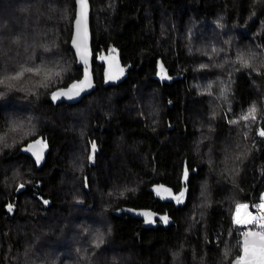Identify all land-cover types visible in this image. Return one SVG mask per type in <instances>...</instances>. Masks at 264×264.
Segmentation results:
<instances>
[{
    "label": "trees",
    "instance_id": "16d2710c",
    "mask_svg": "<svg viewBox=\"0 0 264 264\" xmlns=\"http://www.w3.org/2000/svg\"><path fill=\"white\" fill-rule=\"evenodd\" d=\"M90 1L98 88L68 105L76 0H0V264H231L237 206L264 195V0ZM98 53L121 57L120 83ZM40 138L42 167L20 152Z\"/></svg>",
    "mask_w": 264,
    "mask_h": 264
},
{
    "label": "water",
    "instance_id": "95a60500",
    "mask_svg": "<svg viewBox=\"0 0 264 264\" xmlns=\"http://www.w3.org/2000/svg\"><path fill=\"white\" fill-rule=\"evenodd\" d=\"M76 18L73 27V36L71 47L74 51L77 64L79 68H83V77L72 82L68 87L60 89L53 94V101L57 104L66 103L68 105H75L80 103L85 97L91 95L98 88L94 73V58L93 50V34L91 27L92 5L91 1L87 0L86 6L81 5L80 0H76ZM98 58L104 64V78L108 84L115 85L120 83L125 76V69L123 67L121 57L116 53H98ZM177 78L170 75L168 69L161 59L158 60V72L156 80L161 82L173 83ZM73 85H76L74 88ZM55 97V98H54ZM50 151L49 144L40 138L35 140L21 149V154L31 157L34 162L42 167L46 163L48 153ZM87 188H89V179L85 178ZM25 190L24 186H20L17 194ZM154 193L164 200H179L180 196L175 195L173 188L162 183H158L153 187ZM38 200L46 207L52 206L50 199H45L38 196ZM10 206V207H9ZM7 210L12 212V206L9 205ZM117 216L128 215L134 219L142 221V226L145 229H156L159 226L169 227L176 224V221L168 214H161L149 208H133L130 206H123L116 210ZM167 218L166 222L164 218ZM264 232L259 229H249L241 237V253L231 264H241L242 258H245L244 246L245 241L251 246L255 242L259 244V236H253L252 233Z\"/></svg>",
    "mask_w": 264,
    "mask_h": 264
},
{
    "label": "snow or ice",
    "instance_id": "6c2138e0",
    "mask_svg": "<svg viewBox=\"0 0 264 264\" xmlns=\"http://www.w3.org/2000/svg\"><path fill=\"white\" fill-rule=\"evenodd\" d=\"M80 3H81V5L86 6L87 0H80ZM26 71H32V69H26ZM18 75H22V72L19 73ZM73 87L75 88L76 85H73ZM254 110L255 109L253 107V109H251L250 111H254ZM243 119H247V116L243 117ZM260 135L264 136V131H261ZM181 195H183V193H181ZM244 207H247V206L246 205H238L237 209L239 210L240 208H244ZM257 207H264V205H258ZM258 219H264V217L250 218L247 222L248 223H255V222H257ZM164 220L166 222L167 218L165 217ZM236 222L241 223V220L239 218H237ZM261 227L264 228V225H261ZM251 235H253V236L258 235L259 236V244L256 245V243L254 242L253 245L251 246V250H250V246H249L248 242L245 241L244 252L246 255H245V258H242L241 264H264V232H261L259 234L252 233Z\"/></svg>",
    "mask_w": 264,
    "mask_h": 264
},
{
    "label": "rangeland",
    "instance_id": "374dc122",
    "mask_svg": "<svg viewBox=\"0 0 264 264\" xmlns=\"http://www.w3.org/2000/svg\"><path fill=\"white\" fill-rule=\"evenodd\" d=\"M96 151V148L93 149V153ZM242 205H246L247 207L244 208H240L239 210L237 209V213H236V220L237 218H239L241 220V226L243 224V222H247L250 218H260V217H264V207H259V211L254 213L250 210V207L248 204H242ZM260 205H264V195H263V200L261 202ZM257 221L261 222L259 223L261 225H264V219H258ZM241 230L242 227L239 228L238 234L241 238Z\"/></svg>",
    "mask_w": 264,
    "mask_h": 264
},
{
    "label": "built area",
    "instance_id": "2783aa9c",
    "mask_svg": "<svg viewBox=\"0 0 264 264\" xmlns=\"http://www.w3.org/2000/svg\"><path fill=\"white\" fill-rule=\"evenodd\" d=\"M259 223H261V222H259V221H257V222H255V223H248V222H243V224H242V230H241V237H242V235L247 231V230H249V229H252V225L254 224L255 226H259L260 224ZM259 229L260 230H263L264 231V228H262L261 226H259Z\"/></svg>",
    "mask_w": 264,
    "mask_h": 264
}]
</instances>
